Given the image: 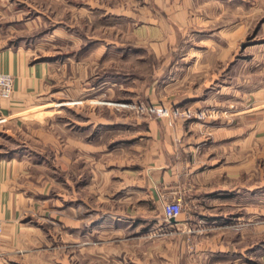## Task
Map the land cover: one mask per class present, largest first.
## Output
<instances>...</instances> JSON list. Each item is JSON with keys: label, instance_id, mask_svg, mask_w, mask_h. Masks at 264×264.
<instances>
[{"label": "rangeland", "instance_id": "374dc122", "mask_svg": "<svg viewBox=\"0 0 264 264\" xmlns=\"http://www.w3.org/2000/svg\"><path fill=\"white\" fill-rule=\"evenodd\" d=\"M155 1L0 0V36L28 48L33 62L49 65L48 104L24 115L27 132L20 134L30 152L42 153L44 163L33 174L44 181L33 185L44 188L46 198L35 222L28 221L39 233H23L11 254L13 264H167L172 256L182 263L208 231L204 224L187 226L183 236V226L169 229L159 222H168L161 213L166 202L179 198L181 212L188 207L186 187H179L176 198L164 199L162 207L141 205L147 211L139 228L112 220L127 205L140 206L135 199L130 205L111 196L120 185V161L142 162L149 151L153 120L195 121L193 132L206 145L212 140L206 120L225 128L243 122L229 114L235 107L225 96L219 99L222 108L214 105L215 97L206 108L188 100L173 103L208 94L220 83L230 85L232 78L250 77L256 87L264 85V0H176L171 7L165 6L168 0L162 6ZM153 9L165 19L181 15L176 43L170 31L171 43L137 37L138 26L159 18ZM166 45L170 48L162 50ZM89 114L95 116L88 122ZM103 122L109 130L97 131ZM88 125L89 131L81 129ZM224 131L220 137L231 135V129ZM254 136L255 159H261L264 132ZM104 219L107 224L97 225Z\"/></svg>", "mask_w": 264, "mask_h": 264}, {"label": "crops", "instance_id": "0c3cea01", "mask_svg": "<svg viewBox=\"0 0 264 264\" xmlns=\"http://www.w3.org/2000/svg\"><path fill=\"white\" fill-rule=\"evenodd\" d=\"M162 2L157 0L155 5L162 6ZM172 2L175 5L176 0H168L165 6L171 7ZM157 12L153 9L150 13L155 15ZM173 15H166L167 19L157 15L159 18L143 22L136 28L137 37L156 44L161 40L171 43L168 40L170 31L176 43L178 35H174V29L179 27L181 15ZM169 48L166 45L162 50ZM0 72L9 73L14 79L11 98L0 99V219L3 221L0 264H13L11 254L20 245L23 233H39L38 227L28 221H34L33 215L41 211L43 199L46 198V190L33 185L44 181L41 175L38 174V177L33 174L36 166L44 163L42 153L30 152L20 134L27 132L28 121L23 118L24 115L48 104L49 65L45 61L33 62L28 48L10 45L8 40L0 36ZM224 96L235 107V111L229 114L242 118L243 122L236 126L230 125V128L226 124L228 128H225L218 124L220 122L211 124L206 120L204 127L206 134L212 137L210 144L206 145V139L193 132L196 130L192 125L195 121L180 123L176 120L170 124L153 120L147 133L152 138L150 149L144 154L142 162L129 165L126 161H120L119 167L123 173L116 177L120 185L116 196H111V199L118 203L127 201V204L135 199L140 206L127 205L126 209L115 212L117 214L112 220H124L129 226L139 228L146 221L142 213L147 211L141 205L145 203L151 207H162L164 199L176 198L179 187L183 186L187 189L183 195L184 205L188 207L174 220L159 222L169 226V229L175 228V225L183 226V236L188 233L185 230L187 226L191 229L204 224V229L209 231L200 236L198 244L195 243L198 247L194 250L195 254L190 253L182 263H176L172 256L168 258L167 264H264V153L261 159H255L254 141L256 132H264V85L256 87L254 78L251 80L250 77L242 82H239V78H232L230 85L217 84L208 94L189 96L184 100L180 98L174 100L173 105L181 106L183 101L186 105L188 100L198 104V109L206 108L210 98L215 97L218 100L213 99L214 105L222 108L219 99ZM243 102H247V108H239V103ZM249 102L252 103L251 107H248ZM94 116L89 114L86 118L88 120ZM256 117L261 118L255 122ZM93 122L95 120L92 119ZM101 125L103 127L97 131L109 130L108 123L103 122ZM81 129L89 131L90 127L88 125ZM225 129H231V135L220 137ZM212 130L217 136L210 132ZM84 145L87 151L94 152L91 143ZM78 150L76 147L73 159L78 156ZM198 154L201 157H196ZM33 155L35 159H32ZM72 200L83 201L79 198ZM104 221L97 225L107 224ZM70 222L72 225L73 221ZM72 229H77V226Z\"/></svg>", "mask_w": 264, "mask_h": 264}, {"label": "built area", "instance_id": "2783aa9c", "mask_svg": "<svg viewBox=\"0 0 264 264\" xmlns=\"http://www.w3.org/2000/svg\"><path fill=\"white\" fill-rule=\"evenodd\" d=\"M13 76L0 72V99H10L13 92ZM182 203L179 198L166 202L163 206V217L166 221L174 220L181 212ZM3 230V221L0 219V233Z\"/></svg>", "mask_w": 264, "mask_h": 264}]
</instances>
